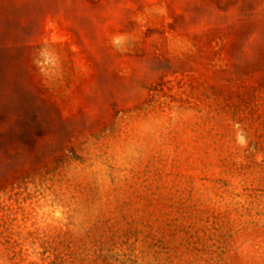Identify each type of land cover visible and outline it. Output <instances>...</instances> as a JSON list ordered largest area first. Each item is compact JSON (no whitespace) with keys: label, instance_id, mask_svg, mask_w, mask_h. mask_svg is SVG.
Segmentation results:
<instances>
[{"label":"rangeland","instance_id":"obj_1","mask_svg":"<svg viewBox=\"0 0 264 264\" xmlns=\"http://www.w3.org/2000/svg\"><path fill=\"white\" fill-rule=\"evenodd\" d=\"M0 264H264V0H0Z\"/></svg>","mask_w":264,"mask_h":264}]
</instances>
